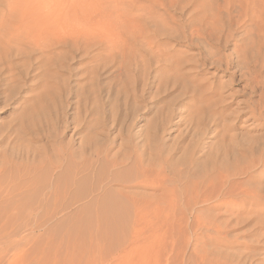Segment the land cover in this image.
<instances>
[{
    "label": "rangeland",
    "instance_id": "374dc122",
    "mask_svg": "<svg viewBox=\"0 0 264 264\" xmlns=\"http://www.w3.org/2000/svg\"><path fill=\"white\" fill-rule=\"evenodd\" d=\"M0 36V264H264V225L213 188L245 140L264 139L236 113L264 100V0H0ZM37 112L27 135L18 116ZM60 146L90 167L62 180ZM112 189L122 224L80 226Z\"/></svg>",
    "mask_w": 264,
    "mask_h": 264
},
{
    "label": "bare ground",
    "instance_id": "6f19581e",
    "mask_svg": "<svg viewBox=\"0 0 264 264\" xmlns=\"http://www.w3.org/2000/svg\"><path fill=\"white\" fill-rule=\"evenodd\" d=\"M10 17V16H9ZM12 17V16H11ZM22 19H20V20H18V24L19 23H22V25L24 24L22 21H21ZM12 21V20H11ZM33 21V20H32ZM31 21V22H32ZM38 23H39V21H41V20H36ZM35 21V22H36ZM49 21V20H48ZM35 22H32V23H35ZM44 22V21H43ZM16 23V22H15ZM31 23V24H32ZM42 23V22H41ZM17 24V25H18ZM28 24H29V26H30V20H29V22H28ZM27 24V22H26V24H25V26H27L28 25ZM49 24V23H48ZM51 24V23H50ZM2 25V24H1ZM43 25V24H42ZM24 25L22 26V28L23 27H25ZM32 26V25H31ZM50 26H52V25H50ZM34 27V26H33ZM49 26H47V28H48ZM17 28V27H16ZM15 28V29H16ZM27 28V27H26ZM29 28V27H28ZM31 28V27H30ZM46 28V29H47ZM49 28H53V27H49ZM8 29V28H7ZM18 29H19V27H18ZM35 29H37V28H35ZM22 30V29H21ZM28 30V29H27ZM31 30V29H30ZM42 30V29H41ZM48 30V29H47ZM50 30V29H49ZM48 30V31H49ZM9 31V30H8ZM17 31V30H16ZM24 31V30H23ZM37 31V30H36ZM48 31H47V33H48ZM10 32V31H9ZM34 32V31H33ZM2 33V32H1ZM19 33V32H18ZM30 33V32H29ZM39 33H40V31H39ZM46 33V34H47ZM4 34V33H3ZM33 34H35V32L33 33ZM47 35H49V34H47ZM29 36H32L31 38H32V40L33 41H28V42H33V43H35L36 45H38L39 44V46H40V44H42L43 46H44V44H47V45H50V44H53L54 42H56L57 41V39H55V40H53L52 38L53 37H48V36H46L45 38L46 39H43L42 40V43H40V42H38V44H37V38L35 39L33 36H35V35H29ZM1 37V36H0ZM37 37H38V35H37ZM42 37V36H41ZM26 38H28V37H26ZM34 38V39H33ZM14 39H15V37H14ZM22 39V38H21ZM29 39V38H28ZM42 39V38H41ZM19 40V39H18ZM40 40V39H39ZM7 41V40H6ZM20 41V40H19ZM41 41V40H40ZM59 41V40H58ZM32 44V43H31ZM34 45V44H33ZM46 45V46H47ZM36 47V46H35ZM38 47V46H37ZM18 48H20V47H18ZM45 49V48H44ZM17 51V50H16ZM20 53V52H19ZM27 53V52H26ZM17 54V53H16ZM21 54V53H20ZM51 54V53H50ZM25 56V55H24ZM30 56V55H29ZM45 56V55H44ZM39 57V56H38ZM43 58V57H42ZM35 60V59H34ZM37 60V59H36ZM35 62V61H34ZM262 83L260 82V85H261ZM263 86V85H262ZM253 87V86H252ZM251 87V88H252ZM254 87H256V85L254 86ZM253 87V88H254ZM250 88V91H252V89ZM261 88V87H260ZM255 88L253 89V91L255 92ZM260 90V89H259ZM263 90H264V86H263ZM261 91V90H260ZM258 96V95H257ZM264 96V95H263ZM250 98V97H249ZM258 99V98H257ZM239 106V105H238ZM263 108H264V100H263V97H262V100L260 101H255V99H254V101L253 100H250V101H244V106H242V107H239V110L238 111H236V113H237V119L239 120L240 119V117L243 115V114H247L246 116H245V118L243 119L242 117V119H243V121H248V120H251L252 119V121L254 122V125L255 126H258V127H260V128H262L263 127V125H264V112H263ZM23 112V111H22ZM26 113V112H25ZM41 115L43 116V118H46V117H44V114L43 113H40V112H37L36 113V116L34 115H32L31 113L30 114H25V115H23L22 113H21V115L20 116H18V121H19V129H23V128H27V131H28V133L26 132L25 134H30V129H31V126H37L38 124H40V127L42 128V125H43V123H41L40 121H42L43 120V118L41 117ZM234 116V115H233ZM236 116V115H235ZM42 118V120H40L39 121V123L36 121L37 119H41ZM234 118V117H233ZM47 119V118H46ZM231 120H233V119H231ZM235 120V119H234ZM25 121L27 122V124H25ZM47 120H44V122H46ZM242 121V122H243ZM232 122H235V121H232ZM32 124V125H31ZM46 124H48V123H46ZM31 125V126H30ZM234 125V124H233ZM252 125H253V123H252ZM29 126H30V128H29ZM29 128V129H28ZM36 129H37V127H35ZM233 128V127H232ZM234 129V128H233ZM38 130V129H37ZM248 130V129H247ZM14 131V130H13ZM244 132H246V131H244ZM263 132V131H262ZM242 133V132H241ZM261 134H263V133H261ZM247 135V134H246ZM258 135H260V134H258ZM254 136V135H253ZM260 136H262V135H260ZM264 136V135H263ZM91 137V136H90ZM30 138H35V137H33L32 135L30 136ZM85 138V137H84ZM83 138V139H84ZM262 138V137H261ZM7 139V138H6ZM92 139V138H91ZM91 139H89V140H91ZM94 139H95V137H94ZM242 139V138H241ZM241 139H240V141H241ZM245 139H247V138H245ZM263 139V138H262ZM86 140H88V138L86 139ZM253 140H255V139H252V138H250V139H248V140H245V142H244V139H243V142L245 143V144H247V147H246V150H245V153H242V151H240L242 154L240 155V153H239V155H240V161L242 162V163H238V164H236L237 166H239L238 168L237 167H235V165H234V167H235V169H234V167H233V169H232V166L230 167V166H225V168L223 169L222 167H224V166H222L221 168L220 167H218L219 168V170H218V168H217V170L218 171H216L215 173H217L216 174V176L214 177V179H213V188H214V195L216 194H218L219 195V192L225 187L226 189H225V191H223L227 196H229V197H231V196H234V197H238L239 199H240V201H241V209H242V213H243V215L242 214H240V222L242 221V223L243 222H246V224H251V226L252 225H257V226H261V225H264V139L259 143V142H257L258 144H256L255 142L256 141H258L257 139H256V141H253ZM84 142V141H83ZM96 142V141H95ZM243 143V144H244ZM255 143V144H254ZM7 144H8V142H7ZM96 144V143H95ZM237 144H238V142H237ZM84 145H85V143H84ZM89 145H90V143H89ZM94 145V144H93ZM98 146V145H97ZM238 146V145H237ZM239 146H240V143H239ZM242 146V145H241ZM240 146V147H241ZM243 147V146H242ZM244 147H245V145H244ZM88 148H93L92 146H86L85 147V149H84V152H88ZM101 148V147H100ZM222 148V147H221ZM59 150H57L58 152H57V159H56V161H58L61 157H63V159H65L66 160V167L65 166H63V167H65L66 169V171H65V173H64V179H62L60 176H62V174L60 175V174H58V178L56 179L55 177V179L58 181V180H60V179H62V180H64L65 182L66 181H69V178L71 177V174H72V172H73V170H75V172H77L76 174H78V173H81V172H85V170L86 169H88V167H90V162L89 163H86V162H88L89 161V156H91L90 154H89V156H88V158H84V157H81V162H78V163H76L75 162V160L74 161H72L71 160V154L70 153H68L69 151H67V149H65L64 147H61L60 146V148H58ZM102 149H104V148H102ZM232 149V148H231ZM240 148L238 147V149L237 150H239ZM245 149V148H244ZM81 151V150H80ZM90 151V150H89ZM105 151V150H104ZM104 151H103V153H104ZM106 152V151H105ZM238 152V151H237ZM246 153H248L249 154V156L246 154ZM81 154L83 155V152H81ZM137 154V153H136ZM92 159L93 158H95L97 161H99V159H100V157H101V152L98 150V149H94L93 150V152H92ZM214 156V155H213ZM236 156H237V154H236ZM235 156V157H236ZM105 157V156H104ZM233 157V156H232ZM234 157V158H235ZM239 157V156H238ZM83 158H84V160H83ZM102 159H103V157H102ZM102 159H100V160H102ZM112 159V158H111ZM138 159V158H137ZM104 160V159H103ZM101 161L100 163H102V165L103 164H105V165H103V166H105L106 167V169H105V171L108 169V167L109 168H111V166H114L115 164H116V162L115 161H112L111 163H110V161L111 160H109V163H110V165L109 166H106V164H107V161H106V163H103L104 161ZM108 160V159H107ZM211 160V159H210ZM221 160V159H220ZM84 161V162H83ZM133 162H134V160H133ZM139 162V161H138ZM137 162V163H138ZM230 162L231 161H229L228 162V164H230ZM47 163V162H46ZM49 163H51L50 164V166L52 167H50L51 169H53L54 170V168H57L58 167V165H56L57 163H53L52 161L51 162H49ZM108 163V164H109ZM136 163V164H137ZM211 163V162H210ZM224 163V162H223ZM78 166H77V165ZM93 164V163H92ZM96 164V163H95ZM136 164H135V166H136ZM139 164V163H138ZM212 164V163H211ZM47 165V164H46ZM45 165V166H46ZM76 165V166H75ZM101 165V164H100ZM101 165V169H103V166ZM117 165V164H116ZM218 165V164H217ZM74 166V168H72L71 170H70V168L71 167H73ZM204 166V165H203ZM48 166H46V167H44L45 168V170H44V168H42V170H44L43 171V174H41V176H43V175H46L48 172L47 171H49V168ZM47 168H48V170H47ZM229 168H231V169H229ZM51 169H50V171H51ZM92 169V168H91ZM98 169V168H97ZM97 169H96V171H97ZM101 169H99V171H103V172H105L104 171V169L103 170H101ZM132 169H134V167L132 166ZM201 169H203V168H201ZM5 170V169H4ZM8 170V169H7ZM40 170V169H39ZM110 170V169H109ZM108 170V171H109ZM127 170V169H126ZM129 170V169H128ZM135 170V169H134ZM205 170V169H204ZM37 171V170H36ZM49 171V172H50ZM107 171V172H108ZM114 171V170H113ZM112 171V172H113ZM125 171V170H124ZM133 171V170H132ZM2 172H3V170H2ZM8 172V171H7ZM15 172V171H14ZM34 172V171H33ZM63 172V171H62ZM75 172H73V173H75ZM87 172V171H86ZM90 172V171H89ZM106 172V173H107ZM123 171H121V173H122ZM127 172V174H129V172L128 171H126ZM126 172H124V173H126ZM181 172H182V170H181ZM12 173V172H11ZM10 173V174H11ZM16 173V172H15ZM36 173V172H35ZM40 173H42L41 171H40ZM52 172H50L49 174H47V175H49L50 176V174H51ZM93 173V172H92ZM100 173V172H99ZM115 173V172H114ZM120 173V172H119ZM124 173H123V176L122 177H124L125 175H127V174H125L124 175ZM134 173H135V171H134ZM184 173H186V172H184ZM87 174V173H86ZM108 174V173H107ZM118 174V173H117ZM116 174V175H117ZM177 174V173H176ZM175 174V175H176ZM4 175L6 176V174L4 173ZM7 175H8V173H7ZM18 175V174H17ZM52 175V174H51ZM98 175V174H97ZM106 175V174H105ZM104 175V176H105ZM116 175H112V176H114V178H111L112 179V181L113 180H118V179H120V178H118L117 179V177H116ZM194 175V174H193ZM214 174H212V176H213ZM240 175H242L243 177L245 176L246 177V179L244 180V181H242L241 180V182H238V180L236 179V178H233V179H231L233 176H240ZM40 176V175H39ZM38 176V177H39ZM77 176V175H76ZM100 175H98L97 177H99ZM101 176H102V172H101ZM111 176V177H112ZM132 176V175H131ZM206 176V175H205ZM8 176H6L5 178H7ZM18 177V176H17ZM35 178H31L32 179V186L33 187H35L36 188V185H35V183H37L38 181H37V179H38V177H36V176H34ZM79 177V176H78ZM84 177H86V176H84ZM84 177H81V178H84ZM90 177V176H89ZM106 177V176H105ZM105 177H104V179H105ZM119 177V176H118ZM121 177V176H120ZM210 177V176H209ZM208 177V178H209ZM23 178H24V176H23ZM37 178V179H36ZM43 178V177H42ZM80 178V177H79ZM93 178V177H92ZM100 178V177H99ZM202 178V177H201ZM201 178H200V180H201ZM238 178H240V177H238ZM12 179V178H11ZM25 179V178H24ZM30 179V178H29ZM29 179H26V181L27 180H29ZM30 179V180H31ZM36 181H35V180ZM44 180H45V178H43ZM67 179V180H66ZM70 179H72V177L70 178ZM106 179H107V177H106ZM130 179V178H129ZM211 179H212V177H211ZM210 179V180H211ZM5 180V179H4ZM50 180V179H49ZM56 180H54L53 182L55 183L56 182ZM61 180V181H62ZM76 180V179H75ZM95 180H96V178H95ZM100 180V179H99ZM121 180V179H120ZM191 180V179H190ZM7 181V180H6ZM61 181H58V182H61ZM80 180L78 179V182H79ZM89 181V180H88ZM101 181V180H100ZM104 181H106V180H104ZM110 181V180H109ZM111 181V182H112ZM207 180H205V183H207L206 182ZM239 181H240V179H239ZM1 182V181H0ZM13 182V181H12ZM23 182V181H22ZM24 182H25V180H24ZM30 182V183H31ZM57 182V183H58ZM87 182V181H86ZM98 182V181H97ZM96 182V183H97ZM113 182H115V181H113ZM117 182V181H116ZM197 182V181H196ZM26 183V182H25ZM44 183V182H43ZM47 183V182H46ZM53 183V184H54ZM81 183H83V182H81ZM108 183V182H107ZM1 184V183H0ZM28 184V183H27ZM41 184H42V182H41ZM49 184V183H48ZM67 184V183H66ZM74 184V183H73ZM87 184H89V183H87ZM193 184H194V182H193ZM208 184V183H207ZM5 185V184H4ZM57 185V186H56ZM98 185H100V184H98ZM97 185V186H98ZM205 185V184H204ZM209 185H210V182H209ZM30 187V193H29V197H33L34 196V193H33V191L35 190L33 187ZM54 186V191H52V190H50V191H52L54 194H55V192L56 191H61V190H57V188H58V184H55V185H53ZM66 186V185H65ZM65 186H60L59 185V187H62V188H64ZM105 186V185H104ZM208 186V185H207ZM210 186H212V185H210ZM57 187V188H56ZM69 187V186H68ZM94 187H96V186H94ZM17 188H18V186H17ZM28 188H29V186H28ZM48 188V187H47ZM50 188V187H49ZM56 188V189H55ZM194 188V187H193ZM20 188H18V191H20L19 190ZM79 189V188H78ZM98 189H99V187H98ZM205 189V188H204ZM17 190V189H16ZM15 190V191H16ZM56 190V191H55ZM108 190V189H107ZM202 190V189H201ZM26 191V190H25ZM38 191V190H37ZM78 191V190H77ZM106 191V190H105ZM111 191H113L114 192V189H112V190H110L109 192H105V194L101 197V199L98 201V202H96V204H94V206H96L95 208H94V206H93V208H94V210L96 211V218H93L94 220H92V219H89V218H87L86 217V219L83 221V222H80V223H78L80 226L82 225L83 226V228H85L84 226H89V225H91L93 222L92 221H95L96 220V222L97 223H99V224H101L100 226H103L104 227V229H105V231H106V229L108 230V228L110 229V228H116L118 225L120 226L122 223L120 222V221H122V219H120V214H121V212H123V210H125L128 206V202L127 201H123V200H126L125 198V196H124V198H121V196H117V194L119 195V192H111ZM27 192V191H26ZM66 192V191H65ZM79 192V191H78ZM101 192V191H100ZM99 192V193H100ZM14 193V192H13ZM23 193V192H22ZM28 193V192H27ZM41 193V192H40ZM45 193V192H44ZM116 193V194H115ZM224 193H222V194H224ZM3 194V193H2ZM210 194V193H209ZM25 195V194H24ZM37 195V194H36ZM46 195V194H45ZM195 195L196 194H194V197H195ZM221 195V194H220ZM225 195V196H226ZM213 196V195H212ZM18 197V196H17ZM23 197V196H22ZM26 197L27 196H24V198L26 199ZM31 198H28L29 200L31 199ZM129 198V197H128ZM130 198H132V197H130ZM129 198V199H130ZM202 198V197H201ZM203 198H204V196H203ZM94 199V198H93ZM4 200H6V199H4ZM28 200V201H29ZM33 200V199H32ZM51 200V199H50ZM205 201H206V199H204ZM210 200H212V199H210ZM230 200V199H229ZM232 200V199H231ZM27 201V200H26ZM96 201V200H95ZM51 202V201H50ZM137 202V201H136ZM192 202V201H191ZM200 202H202L201 200H200ZM57 203V202H56ZM6 204V203H5ZM23 204H25V203H23ZM139 204V203H138ZM141 204V203H140ZM191 204V203H190ZM90 205V204H89ZM47 206H49L47 203L45 204L44 202H41V203H39V204H36V207L37 208H39V207H47ZM134 207H136L137 208V205H133ZM139 206V205H138ZM6 207V206H5ZM9 207V206H8ZM18 207V206H17ZM21 207V206H20ZM84 207V206H83ZM88 207V206H87ZM16 208V207H15ZM92 208V207H91ZM132 208V207H131ZM139 208H141V207H139ZM20 209V208H19ZM89 209V208H88ZM43 210V209H42ZM92 210V209H91ZM93 210V211H94ZM23 211V210H22ZM136 211V210H135ZM80 214H81V212H79ZM131 213V212H130ZM129 214V213H128ZM125 215V214H124ZM198 215V214H197ZM242 215V216H241ZM92 216H94V215H92ZM128 216V215H127ZM136 216V215H135ZM231 216H234L233 214L231 215ZM237 217V216H236ZM238 217H239V215H238ZM242 217V218H241ZM85 218V217H84ZM91 218V217H90ZM195 218H197V217H195ZM194 218V219H195ZM72 219H73V217H72ZM136 219V218H135ZM216 219V218H215ZM231 219H233V218H231ZM74 221V220H73ZM76 221H78V220H76ZM196 222H197V220H196ZM237 222V221H236ZM119 223H121V224H119ZM125 223V222H124ZM226 223V222H225ZM238 223V222H237ZM70 224V223H69ZM197 224H199V222L197 223ZM202 224H204V223H202ZM73 225H75V223L73 224ZM241 225V224H240ZM94 226V225H93ZM214 227V226H213ZM262 227V226H261ZM71 228V227H70ZM76 228H78L77 226H76ZM95 228V227H94ZM200 228H201V226H200ZM79 229V228H78ZM103 229V228H102ZM206 229H209V227H207ZM211 229V228H210ZM217 229V228H216ZM219 229V228H218ZM221 229V228H220ZM60 230H62V229H60ZM81 230V229H80ZM113 230V229H112ZM58 231V230H57ZM74 231V230H73ZM78 231V230H77ZM99 231H101V230H99ZM98 231V232H99ZM60 232V231H59ZM58 232V233H59ZM75 232H76V230H75ZM107 232V231H106ZM105 232V233H106ZM87 233V232H86ZM61 234V233H60ZM71 234V233H70ZM102 234V233H101ZM100 234V235H101ZM214 234V233H213ZM226 234V233H225ZM113 236H114V234H113ZM112 236V237H113ZM70 237H73V235H71ZM120 237V236H119ZM214 237V236H213ZM105 240H106V238H104ZM110 239V238H109ZM104 240V241H105ZM107 243V242H106ZM107 247V246H106ZM218 250V249H217ZM221 252H223V251H221ZM217 253V252H216ZM219 254V253H218ZM201 255V254H200ZM201 258V257H200ZM243 258V257H242ZM232 259H234V258H232ZM217 260V259H216ZM202 261V260H201ZM216 262V261H215ZM201 263H204V262H201ZM218 263V262H217ZM228 263V262H227ZM244 263V262H243Z\"/></svg>",
    "mask_w": 264,
    "mask_h": 264
}]
</instances>
